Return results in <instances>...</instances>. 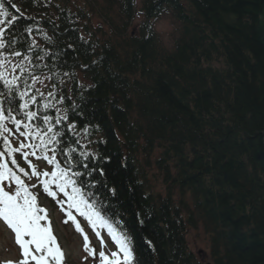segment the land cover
Masks as SVG:
<instances>
[{"label":"trees","instance_id":"trees-1","mask_svg":"<svg viewBox=\"0 0 264 264\" xmlns=\"http://www.w3.org/2000/svg\"><path fill=\"white\" fill-rule=\"evenodd\" d=\"M86 2L11 0L16 12L4 0L17 19L6 18L0 53L20 51L51 77L68 116L60 147L91 171L82 179L128 235L135 264H202L188 244L199 227L213 264H264V0H142L132 33L137 0ZM167 15L180 30L172 49L155 30ZM43 103L33 123L59 115ZM32 190L42 207L49 196Z\"/></svg>","mask_w":264,"mask_h":264},{"label":"snow or ice","instance_id":"snow-or-ice-1","mask_svg":"<svg viewBox=\"0 0 264 264\" xmlns=\"http://www.w3.org/2000/svg\"><path fill=\"white\" fill-rule=\"evenodd\" d=\"M8 2L11 8L20 12L15 3H11V0ZM8 17L9 24L17 19L9 12L4 0H0V20ZM27 31L31 32L32 29L28 28ZM3 37L4 32L0 31V49L7 47ZM31 49L32 45H29V51ZM11 55L22 59L12 63L7 56L0 53V82L7 90L0 92V96L4 98L0 100V142L3 149L0 150V221L14 234V242L21 251V258L18 261H7L6 264H65V253L53 233L48 213L39 206L38 195L32 190L38 185L60 205L67 217L64 223L71 221L75 231L81 234L83 250L88 257L97 261V264H135V250L128 235L119 230L107 216V209L92 191V182L82 179L90 176L91 171L78 170L81 161L73 155L75 149L68 148L65 153L64 148L60 147L64 133L58 131L56 126L68 120L67 114L57 115L55 118L43 114L40 123H33L38 119V111L32 110V106L43 100L44 110L55 108L56 105L48 100L55 93L49 91L45 97L36 87L38 83L43 84V81L24 63L28 61L31 64L28 55H22L20 51H13ZM17 72L21 75H16ZM69 128H74V125H69ZM15 134L24 138L18 147L10 143V137ZM17 153L22 154L27 170L17 162L14 155ZM58 154L65 157L63 164L57 159ZM80 156L88 159L90 154L81 152ZM30 157L45 160L52 166V170H38ZM82 167L88 169L87 164ZM25 178H36L38 185L26 183ZM74 213L83 217L95 236L100 238L99 251L91 245ZM101 230H106L114 242L115 251L109 253L104 250L105 242L101 237Z\"/></svg>","mask_w":264,"mask_h":264},{"label":"rangeland","instance_id":"rangeland-1","mask_svg":"<svg viewBox=\"0 0 264 264\" xmlns=\"http://www.w3.org/2000/svg\"><path fill=\"white\" fill-rule=\"evenodd\" d=\"M74 4H79L82 6H86V0H73ZM142 0H137L138 5V12L132 28L130 32H135L138 30L139 26L143 22V16L140 15V7H141ZM92 13L93 19L92 23L94 27H98L103 24L102 20L94 15V12L90 9ZM6 18L0 20V31L6 29ZM155 30L159 33L163 43L167 46L168 49H172L175 44V39L180 35L179 25L176 21H174L170 16H165L160 21L155 23ZM12 63L19 62L21 59L18 57H11L9 58ZM46 75L40 76V79L43 81V84H37L36 87L39 88L43 93L44 96L47 97L49 91L56 92L57 90L51 89V81L50 79H46ZM11 78V77H9ZM48 100L50 102H55L53 97H49ZM56 105V104H55ZM58 114L63 116L64 112L61 107L57 108ZM22 137L17 136L16 134L10 137V142L13 146L18 147L19 142L23 141ZM16 157V156H15ZM155 157H159L156 154ZM33 158V157H32ZM35 158V157H34ZM33 158V159H34ZM35 161V160H34ZM36 162V161H35ZM34 162V163H35ZM39 169L42 171H51V168L48 165L39 164ZM157 173L154 171L153 174ZM153 180V186L156 187L155 190L159 192H164L162 182L156 181L155 177H151ZM28 184H37L38 181L36 178L27 181ZM165 193V192H164ZM62 198V197H58ZM51 197H41L40 204L43 208L46 209L49 219L52 223L53 233L57 237L58 242L60 243L64 253H65V264H97V261L88 257L87 253L83 250V237L81 234L75 231L74 225L69 221L68 223H64L67 219L64 211L61 209L60 205L57 204L55 200L54 204L51 202ZM66 207V206H65ZM75 214V213H74ZM77 219L81 223V226L84 228L85 233L88 235L91 245L99 251L101 248L100 245V238L95 236V233L88 225L87 221L84 220L83 217H80L78 214ZM188 244L193 251L194 254L197 255L198 259L202 264H213L211 260L210 253V243H209V236L207 233L204 232L202 227L197 229H190L188 231ZM101 237L105 242V251L111 252L115 251L114 242L111 241L110 237L107 235L106 230H101ZM21 258V251L19 247L14 242V234L7 229L4 223L0 222V264H6L7 261H18Z\"/></svg>","mask_w":264,"mask_h":264}]
</instances>
